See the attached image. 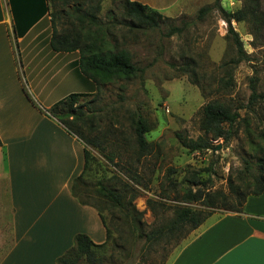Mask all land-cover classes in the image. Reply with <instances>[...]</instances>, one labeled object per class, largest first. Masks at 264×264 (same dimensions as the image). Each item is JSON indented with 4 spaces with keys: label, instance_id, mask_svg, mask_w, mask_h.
Masks as SVG:
<instances>
[{
    "label": "rangeland",
    "instance_id": "rangeland-1",
    "mask_svg": "<svg viewBox=\"0 0 264 264\" xmlns=\"http://www.w3.org/2000/svg\"><path fill=\"white\" fill-rule=\"evenodd\" d=\"M134 1L164 19L157 27H141L124 17L125 0H99L97 18L105 32L106 47L126 50L139 69L137 75L106 81L96 90L92 80L77 73L79 79L62 91H93L77 103L94 115L90 136L98 137L100 144L97 149L87 147L93 158L85 177L87 185L94 188L99 180L120 187V191L127 188L128 198L134 196L131 204L140 213L142 229L149 231L169 220L175 208H200L183 201L189 191H226L228 178L236 180L243 160L252 164L256 149L264 145V101H250L252 89L264 93V0H220L224 12H242L241 21H231L242 46L240 56L215 0ZM205 6L208 12L198 18L199 9ZM172 28L177 30L171 33ZM227 70L231 82L222 88ZM62 91L57 95L62 96ZM212 100L238 113L232 133L227 140H212L210 150L188 152L176 135L188 139L203 135L200 111ZM133 115L141 116L149 128L145 138L151 146L143 155L137 153L134 143ZM217 146L220 148L214 150ZM106 156H112L120 168ZM7 214L4 211L2 215L3 228ZM111 214L116 218L103 211L112 240L95 249L97 261L93 264H162L166 251L167 261L191 233L164 250L159 246L148 250L129 234L121 216ZM118 225L124 230L120 240L115 231ZM77 264L90 263L81 259Z\"/></svg>",
    "mask_w": 264,
    "mask_h": 264
},
{
    "label": "crops",
    "instance_id": "crops-1",
    "mask_svg": "<svg viewBox=\"0 0 264 264\" xmlns=\"http://www.w3.org/2000/svg\"><path fill=\"white\" fill-rule=\"evenodd\" d=\"M51 31L46 0H0V264H55L78 233L106 239L96 210L71 194L84 145L46 116L82 75L77 51H52ZM166 264H264V191L241 213H212Z\"/></svg>",
    "mask_w": 264,
    "mask_h": 264
},
{
    "label": "trees",
    "instance_id": "trees-1",
    "mask_svg": "<svg viewBox=\"0 0 264 264\" xmlns=\"http://www.w3.org/2000/svg\"><path fill=\"white\" fill-rule=\"evenodd\" d=\"M57 1L60 2L58 3L60 6H57L60 8L56 7ZM214 2L228 25V33L232 36L240 56L243 53L242 46L231 27V21H241L242 12L226 13L220 8V0ZM46 4L52 29L49 39L50 48L54 52L77 51L79 54L78 69L84 77L93 81L96 90L106 81L128 79L137 75L139 69L132 63L131 56L126 50L112 51L106 47L105 32L97 18L100 9L99 0H46ZM69 4L70 7H68ZM208 10L207 6L200 8L197 17L202 18ZM123 14L139 26L149 28L157 27L164 19L162 14L148 6L129 0L123 3ZM174 30L177 28H172L170 32ZM228 71L230 70H227L226 78L221 80L222 88L230 85L231 75ZM91 95L87 93L69 94L54 103L46 116L55 119L68 134L77 137L84 145V166L81 173L72 180L71 194L81 205L90 206L96 210L105 229L106 239L102 244H95L87 235L78 233L73 237L71 248L58 257L55 264H77L81 259L90 264L97 261L95 249L103 247L112 240L110 227L103 216L104 210L110 212L112 218L116 216L111 213L118 214L119 218L121 216L123 223L127 224L129 234L134 235L137 241L141 240L145 249L151 250L154 246H159L164 250L166 246L178 242L195 230L214 210L222 209L230 213H241L247 197L258 196L264 191V145H259L256 149L258 155L256 154L255 161L251 164L250 161L243 160L236 180L228 178L226 191L201 192L197 190L194 193L189 191L183 197V201L186 204H198L200 208L187 205L175 208L169 220L160 222L149 231H144L139 223L140 213L131 204L134 196L128 198L127 188L120 191V187L106 185L99 180L94 188L87 185L85 177L93 159L87 147L97 149L100 144L98 137L90 136L94 130V115L84 112L81 107L77 106V103L79 99ZM259 100L264 101V93L259 94L252 89L250 101ZM237 118L238 113L232 111L226 104L217 100L209 101L202 106L200 111L199 129L203 135L196 139H188L177 134V140L188 152L210 150L214 147L212 140H227L230 137ZM131 126L137 153L143 155L149 152L151 145L145 138L149 128L145 120L139 115H133ZM115 146L120 149V145L115 144ZM116 152L120 154L119 151ZM106 159L120 168V164L113 162L112 156H106ZM150 203L151 201L148 202ZM115 231L120 240L122 238L120 234H123L124 230L120 231L118 225ZM114 246H117L116 241ZM166 259L167 251L162 264L166 263Z\"/></svg>",
    "mask_w": 264,
    "mask_h": 264
},
{
    "label": "water",
    "instance_id": "water-1",
    "mask_svg": "<svg viewBox=\"0 0 264 264\" xmlns=\"http://www.w3.org/2000/svg\"><path fill=\"white\" fill-rule=\"evenodd\" d=\"M220 147L219 146H217L214 150H216V149H219Z\"/></svg>",
    "mask_w": 264,
    "mask_h": 264
}]
</instances>
